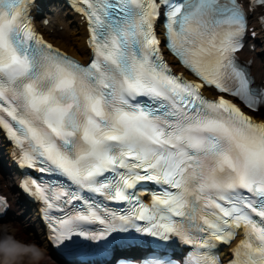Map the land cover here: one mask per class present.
<instances>
[{
    "label": "snow or ice",
    "instance_id": "snow-or-ice-1",
    "mask_svg": "<svg viewBox=\"0 0 264 264\" xmlns=\"http://www.w3.org/2000/svg\"><path fill=\"white\" fill-rule=\"evenodd\" d=\"M38 7L0 0V129L48 176L24 191L62 214L47 215L49 241L68 255L147 243L145 264H223L216 249L242 235L227 264H264V121L204 92L264 110L237 55L264 33V0H77L87 61L44 38Z\"/></svg>",
    "mask_w": 264,
    "mask_h": 264
},
{
    "label": "clouds",
    "instance_id": "clouds-1",
    "mask_svg": "<svg viewBox=\"0 0 264 264\" xmlns=\"http://www.w3.org/2000/svg\"><path fill=\"white\" fill-rule=\"evenodd\" d=\"M24 181L20 187L24 190ZM17 225L0 223V264H54L46 246L21 238Z\"/></svg>",
    "mask_w": 264,
    "mask_h": 264
},
{
    "label": "bare ground",
    "instance_id": "bare-ground-1",
    "mask_svg": "<svg viewBox=\"0 0 264 264\" xmlns=\"http://www.w3.org/2000/svg\"><path fill=\"white\" fill-rule=\"evenodd\" d=\"M78 31L81 32L82 36L84 35V32L82 31L81 27H79L77 20L74 19L72 21H68V26H66V29L64 31L56 30L54 32L53 38L64 49H68L71 53L77 55L78 47L72 45V43H75L76 41H78V38H77ZM81 48H83V44L81 45ZM262 112L264 114V110H262ZM19 220L22 223L21 227L19 228L20 230H23V233L22 234L18 233V235H20L21 238L38 241V239H35V235L28 234V232L32 233L33 231H36L34 228L35 222L33 220H27L24 218H20ZM8 222H11L12 224H14L11 217H9L7 221L3 223H8Z\"/></svg>",
    "mask_w": 264,
    "mask_h": 264
}]
</instances>
